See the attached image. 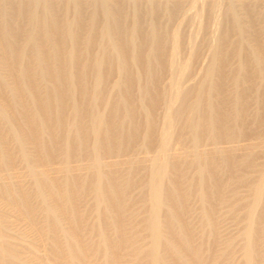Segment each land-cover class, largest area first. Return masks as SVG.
Wrapping results in <instances>:
<instances>
[{
  "label": "bare ground",
  "instance_id": "obj_1",
  "mask_svg": "<svg viewBox=\"0 0 264 264\" xmlns=\"http://www.w3.org/2000/svg\"><path fill=\"white\" fill-rule=\"evenodd\" d=\"M239 3L242 12L237 9L238 3L230 0L226 12L230 25L224 32L220 49L201 85L189 93L192 100L188 96L181 109L193 144L202 139L254 133L264 127V11L260 0ZM181 4L182 0H0V40L7 49L5 52H9L7 56L13 68L16 67L17 94L14 93L13 104L19 113L9 119L0 106V125L10 121L11 137L21 149L26 142L24 134L29 132L40 157L45 160L60 155L70 158L83 151L96 157L100 152L127 148L136 138L146 144L153 143L156 112L163 98L159 84L166 63L167 27H164L166 20L163 25L161 17L178 12ZM70 13L73 16L68 19ZM105 47L108 51L105 49L107 53L101 56L98 50ZM233 58L239 59L235 69L230 66ZM138 65L151 83L144 86L140 83L143 71L140 76L141 69H136L138 73L134 71ZM112 69L123 73L118 85L119 96L109 115H94L92 106L102 97ZM44 83H50L45 91L40 87ZM233 86L236 88L234 94L231 92ZM2 87L8 88V84L3 83ZM24 95L29 96L30 102ZM71 101L80 104L75 113L74 132L67 128L63 119ZM253 102L259 105L255 115L250 108ZM86 116L89 118L87 124L83 122ZM127 122L129 127L125 128ZM6 154L0 147L2 161L6 160ZM25 160L29 162L26 155ZM250 164L248 156L199 158L194 164L193 185L188 188L184 169L191 163L182 161L177 164L164 194L162 184L153 187L152 246L148 252L151 264H205L204 246L195 243L193 231L185 220L190 191L193 190L201 201L203 229H213L219 221V206L228 201L226 193L243 182L241 170ZM95 165L98 167L97 162ZM97 170L90 178L101 215L97 226L100 243L94 251L107 255L105 264H115V258L123 253L126 244L136 241L135 237L128 238L124 231L130 180ZM83 183L80 178L67 176L64 188L58 189L53 179L43 176L36 177L33 186L49 227L62 230L64 234L62 247L55 245L53 253L66 259L67 264H83L82 260L90 251L79 236L80 213L74 201ZM13 191L11 186L3 189L5 194L15 197ZM255 196L257 199L259 192ZM49 198L59 203L53 206ZM19 202L23 211L31 215L32 207L27 197ZM165 202L173 205L165 224L169 234L165 239L167 257L159 253L164 241L159 220ZM61 212L71 219L75 233L62 229ZM246 240L245 257L251 262L260 249L253 243L251 230L246 233ZM0 255L2 264L18 262L2 244Z\"/></svg>",
  "mask_w": 264,
  "mask_h": 264
},
{
  "label": "rangeland",
  "instance_id": "obj_2",
  "mask_svg": "<svg viewBox=\"0 0 264 264\" xmlns=\"http://www.w3.org/2000/svg\"><path fill=\"white\" fill-rule=\"evenodd\" d=\"M238 1L242 0H234L235 4L238 3L237 9L242 12ZM260 2L264 11V0ZM229 3L230 0H182L178 12L173 15L166 13L161 17L162 23L166 20L164 23L167 25L163 23L164 27H167L166 63L159 84L163 98L156 112L153 143L146 144L141 138H136L127 148L111 153L100 152L96 157L83 151L70 158L60 155L45 160L40 157L29 132L24 134L26 142L21 149L11 137L10 121L2 122L0 147L7 154L4 158L6 160L0 159V244L15 255L18 262L12 261L14 264L69 263L53 253L55 245L62 247L65 237L62 230H53L49 227L42 202L33 192L36 177L47 176L53 179L58 189L64 188L67 176L84 181L74 199L80 213L79 236L90 250L87 257L82 260L83 264H105L107 258L104 252L94 251L100 243L97 226L101 215L98 213L99 209L90 187V178L98 168L97 171L101 170L106 175H115L124 181L130 180L128 205L124 212L127 226L124 231L128 238L135 237L136 241L133 243L129 241L126 244L123 253L115 258V264H151L150 210L153 187L162 184L164 194L171 177L175 175L177 164L183 161L186 164L191 163V166L184 169L186 182L190 188L196 172L195 161L199 158H221L224 155L248 156L251 164L241 170L243 182L234 185V189L226 193L228 201L218 208L217 226L213 229H203L202 204L193 190L190 191L185 220L187 219L186 222L193 231L195 243L204 246L205 264H264V127H259L260 129L254 133L246 132L225 139H202L193 144L185 128L186 117L183 115L185 113H181L184 101L188 96L192 100L190 92L201 85L214 55L220 49L224 32L228 28L227 25H230V19L226 15ZM5 8L6 10L9 8L8 4ZM68 16V19H71L73 14L70 13ZM26 27L29 29V26ZM232 39L235 41V36ZM2 45L0 40V106L6 111L8 118L13 119L19 114L13 104L17 85L16 67L13 68L14 65L12 66L7 56L9 52L7 54V49L5 50ZM105 49L108 51L105 47L100 48L98 53L104 55L107 53ZM238 62V58L231 59V68L235 69ZM139 67L141 66H136L134 71L138 73L137 70L141 69L138 73L140 76L143 68ZM114 70L112 69L106 80L102 97L97 99L95 106H92L94 115H109L113 102L119 96L118 85L123 79V73L118 69ZM145 75L143 71L142 80L140 79L143 86L151 83L150 78ZM3 83L8 84L7 90L2 87ZM49 84L44 83L40 87L45 91ZM235 89L231 91L233 94ZM24 99L30 102L29 96L24 95ZM29 106L31 107L30 104ZM79 106L78 102L73 104L71 101L63 113V119L71 132L76 130L75 113ZM258 107L256 102L250 104L253 115L258 112ZM83 122L87 124L89 118L84 117ZM124 127H129V123H125ZM25 155L28 156L29 162L25 160ZM95 162L98 163V167ZM6 186L13 188L15 197L3 192ZM258 192L259 197L256 199L255 195ZM24 196L32 207L31 215L26 214L19 204ZM49 200L53 206L59 203L55 198ZM172 208L171 203L165 202L159 220V228L164 239L159 247V253L161 256L165 255L164 257H167L165 239L169 238L165 224L168 212ZM60 219L63 230L75 233L71 219L65 213H60ZM248 230L253 234V243L260 249L259 254L255 253L251 262L245 257ZM110 235L113 236L114 233L110 232Z\"/></svg>",
  "mask_w": 264,
  "mask_h": 264
}]
</instances>
